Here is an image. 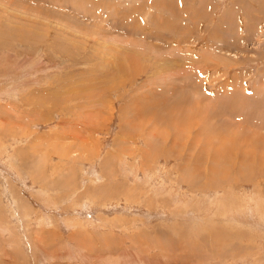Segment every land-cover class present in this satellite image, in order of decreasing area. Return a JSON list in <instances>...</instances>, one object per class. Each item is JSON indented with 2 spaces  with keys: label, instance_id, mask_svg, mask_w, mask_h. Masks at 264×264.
Listing matches in <instances>:
<instances>
[{
  "label": "rangeland",
  "instance_id": "1",
  "mask_svg": "<svg viewBox=\"0 0 264 264\" xmlns=\"http://www.w3.org/2000/svg\"><path fill=\"white\" fill-rule=\"evenodd\" d=\"M0 264H264V0H0Z\"/></svg>",
  "mask_w": 264,
  "mask_h": 264
}]
</instances>
